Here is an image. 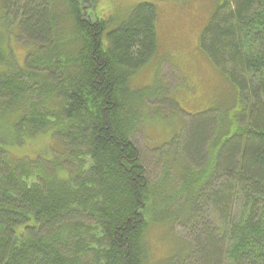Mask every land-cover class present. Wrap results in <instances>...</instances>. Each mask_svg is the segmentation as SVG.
<instances>
[{
  "label": "trees",
  "instance_id": "obj_1",
  "mask_svg": "<svg viewBox=\"0 0 264 264\" xmlns=\"http://www.w3.org/2000/svg\"><path fill=\"white\" fill-rule=\"evenodd\" d=\"M97 1L0 0V264H180L199 253L202 264H264V0H213L200 44L237 88L236 113L223 127L213 109L196 112L186 138L181 123L178 150L202 166L155 146L156 181L134 135L163 119L148 103L173 97L156 74L159 5L141 2L115 25L92 14ZM12 25L28 42L24 66L3 36ZM45 132L59 156L4 148ZM201 200L220 228L209 222L194 241L167 233L197 220ZM158 228L175 251L155 260Z\"/></svg>",
  "mask_w": 264,
  "mask_h": 264
},
{
  "label": "rangeland",
  "instance_id": "obj_2",
  "mask_svg": "<svg viewBox=\"0 0 264 264\" xmlns=\"http://www.w3.org/2000/svg\"><path fill=\"white\" fill-rule=\"evenodd\" d=\"M141 2H152L159 5L158 29L161 50L165 59L160 65L158 64L156 74L161 84L166 87V92L174 97L163 94L158 102L148 103L153 115H157L154 111L157 109L156 106H159L163 119L152 121V117L146 118L142 125L143 128L134 135V141L142 152V162L145 165L147 176L150 181H156L162 174L165 159L160 149L155 146H163L162 151L182 155L183 153L178 150V145L183 144L184 148L188 141L185 138L189 136L188 122L192 123V116L196 112L211 108L215 118L221 114L224 127L227 125L228 117H233L236 113L239 94L237 88L224 73L216 68L201 48L200 33L212 10L213 0L186 2L180 0H98L93 8L90 6L87 8H92V14L96 17L109 20L113 18L115 25H118L126 20L132 9ZM17 34V26L12 25L7 30L5 29L3 36L8 44L7 48H11V57L20 66H24L27 56L26 43L28 42ZM149 73V69L145 70L137 78L139 81H147V76H144ZM176 90L177 94H175ZM184 121L187 127L186 132L183 133L185 138H182L177 135L180 134L181 123L183 124ZM213 128L211 125L209 131L212 132ZM54 140L51 132H45L37 137L24 140L21 144L8 141L4 148L11 159H34L50 155L56 157L59 156L57 150L51 149L48 152L56 144ZM177 151L180 152L177 153ZM183 157L196 168L202 166V164L196 165L190 157H187V154H183ZM198 204H200V211L197 213L199 216L197 220L183 225L175 222L170 227L167 224V233L174 238L178 236L187 241H194L196 234L203 227L207 228L209 222L215 228H220L221 221L216 215L215 207L204 200ZM235 206L238 208V202ZM164 232L166 229L163 231L162 228H158L150 234L152 255L155 260L166 258L174 246L172 238H168L169 242L163 239ZM213 234L217 239L220 237L215 232ZM203 239L202 237V243ZM204 247L207 248L208 244H204ZM173 250L175 251V247ZM186 251L185 248L180 249L181 255H186ZM190 256L192 257L180 264H202L203 257L200 253Z\"/></svg>",
  "mask_w": 264,
  "mask_h": 264
}]
</instances>
